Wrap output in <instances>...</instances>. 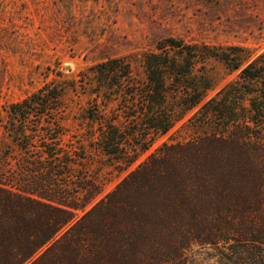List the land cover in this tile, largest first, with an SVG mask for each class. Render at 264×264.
Instances as JSON below:
<instances>
[{"label": "rangeland", "instance_id": "374dc122", "mask_svg": "<svg viewBox=\"0 0 264 264\" xmlns=\"http://www.w3.org/2000/svg\"><path fill=\"white\" fill-rule=\"evenodd\" d=\"M171 38L185 48L159 49ZM169 52L196 55L211 87L161 134L125 97ZM255 63L264 69V0H0V176L30 173L23 157L55 160L70 188L102 185L96 203L150 155L213 131L205 108Z\"/></svg>", "mask_w": 264, "mask_h": 264}, {"label": "trees", "instance_id": "16d2710c", "mask_svg": "<svg viewBox=\"0 0 264 264\" xmlns=\"http://www.w3.org/2000/svg\"><path fill=\"white\" fill-rule=\"evenodd\" d=\"M164 48L185 45L171 38ZM195 56L154 55L149 80L128 90L157 133L210 90ZM209 110L213 131L150 155L96 203V179L70 188L60 163L45 169L23 157L30 173L0 176V264H264V142L255 140L264 133L263 67L252 64Z\"/></svg>", "mask_w": 264, "mask_h": 264}]
</instances>
